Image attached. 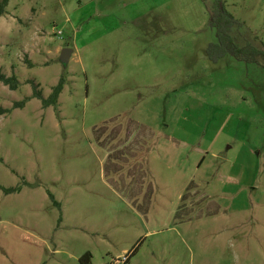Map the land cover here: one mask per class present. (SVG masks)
Wrapping results in <instances>:
<instances>
[{"label": "rangeland", "instance_id": "1", "mask_svg": "<svg viewBox=\"0 0 264 264\" xmlns=\"http://www.w3.org/2000/svg\"><path fill=\"white\" fill-rule=\"evenodd\" d=\"M222 3L238 42L264 50V0ZM205 9L10 0L0 186L21 190L0 191V264H113L136 247L128 264H264V70L208 61ZM60 77L43 109L30 82L46 99Z\"/></svg>", "mask_w": 264, "mask_h": 264}, {"label": "trees", "instance_id": "2", "mask_svg": "<svg viewBox=\"0 0 264 264\" xmlns=\"http://www.w3.org/2000/svg\"><path fill=\"white\" fill-rule=\"evenodd\" d=\"M206 7V13L209 18V28L214 32L215 42L210 43L207 47V58L211 63H217L219 60L224 59L226 56L233 57L237 62L254 64L260 66L264 70V50L258 49L255 45L250 42L246 44H241L235 37L236 28H240L242 25L238 20L234 19L231 15L224 11V6L222 0H201ZM10 0H0V17L2 18L5 15V10ZM257 39L255 36H253ZM264 48V43L262 44ZM0 83L4 86L9 87L11 91L17 90L19 87V82L15 76L6 78L0 76ZM32 85V98L41 102L42 108L46 109L51 107L53 109L58 106L59 96L64 90L65 80L63 77H60L57 85L51 90L49 96L45 99L43 98L41 92L36 91L37 87L33 85V82H30ZM30 100L27 98L19 103H14L13 109H23L26 106V103ZM5 113H11V110H6ZM21 190L20 187L12 188H3L0 186V191L5 195L15 194ZM48 198L51 202L57 207L60 208V204L55 201L52 195H49ZM137 252V247L133 249L130 253V260ZM91 254L86 253L84 256L79 259L80 264H91ZM129 262V261H128Z\"/></svg>", "mask_w": 264, "mask_h": 264}, {"label": "water", "instance_id": "3", "mask_svg": "<svg viewBox=\"0 0 264 264\" xmlns=\"http://www.w3.org/2000/svg\"><path fill=\"white\" fill-rule=\"evenodd\" d=\"M73 51L65 48L62 50L61 55L59 56V62L63 65H66L69 62L70 57L72 56Z\"/></svg>", "mask_w": 264, "mask_h": 264}, {"label": "built area", "instance_id": "4", "mask_svg": "<svg viewBox=\"0 0 264 264\" xmlns=\"http://www.w3.org/2000/svg\"><path fill=\"white\" fill-rule=\"evenodd\" d=\"M130 258V253L126 254L123 257L118 258L117 260L114 261L113 264H128Z\"/></svg>", "mask_w": 264, "mask_h": 264}]
</instances>
